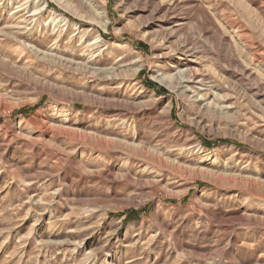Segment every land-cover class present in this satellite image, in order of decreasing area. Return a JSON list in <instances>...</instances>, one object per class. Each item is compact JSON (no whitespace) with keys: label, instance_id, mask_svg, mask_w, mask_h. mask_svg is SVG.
Segmentation results:
<instances>
[{"label":"rangeland","instance_id":"1","mask_svg":"<svg viewBox=\"0 0 264 264\" xmlns=\"http://www.w3.org/2000/svg\"><path fill=\"white\" fill-rule=\"evenodd\" d=\"M0 264H264V0H0Z\"/></svg>","mask_w":264,"mask_h":264}]
</instances>
